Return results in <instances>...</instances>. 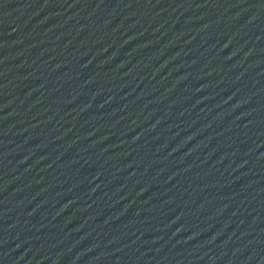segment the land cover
I'll return each mask as SVG.
<instances>
[{"label":"water","instance_id":"95a60500","mask_svg":"<svg viewBox=\"0 0 264 264\" xmlns=\"http://www.w3.org/2000/svg\"><path fill=\"white\" fill-rule=\"evenodd\" d=\"M0 264H264V0H0Z\"/></svg>","mask_w":264,"mask_h":264}]
</instances>
